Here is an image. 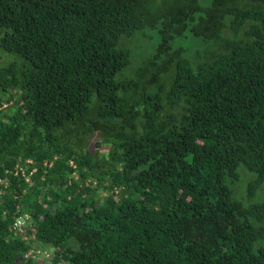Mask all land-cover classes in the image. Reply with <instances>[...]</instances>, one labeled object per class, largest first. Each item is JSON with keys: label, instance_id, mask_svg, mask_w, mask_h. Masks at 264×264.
Here are the masks:
<instances>
[{"label": "trees", "instance_id": "16d2710c", "mask_svg": "<svg viewBox=\"0 0 264 264\" xmlns=\"http://www.w3.org/2000/svg\"><path fill=\"white\" fill-rule=\"evenodd\" d=\"M0 52V264H264V0H0Z\"/></svg>", "mask_w": 264, "mask_h": 264}, {"label": "rangeland", "instance_id": "374dc122", "mask_svg": "<svg viewBox=\"0 0 264 264\" xmlns=\"http://www.w3.org/2000/svg\"><path fill=\"white\" fill-rule=\"evenodd\" d=\"M139 44L137 46V48L135 49V45L131 46L130 49L132 50V54H134L135 56L140 54L139 56H147L149 50L151 49L153 42L151 41V39L149 37H144L143 35H141L140 38H138ZM1 54H3V56L0 54V65L4 66L6 65L9 60H14L15 57L13 55H9V54H5L0 52ZM143 57V59L145 58ZM98 141L97 135H94V137H92L89 142L88 145L91 147L92 150H96L98 152V156H106L107 155V151H108V147L107 146H99V148L96 149V142ZM244 169H239V175H240V179L242 181V171ZM247 179V177H246ZM240 181V183H241ZM237 184L239 183H234V185H231V187H235ZM247 189V185L245 186L244 190H243V196H242V202L248 206V205H252L255 203H259V202H263L264 201V193H262L261 188H259L257 191H255V193H253L250 196H247L246 194V190Z\"/></svg>", "mask_w": 264, "mask_h": 264}, {"label": "built area", "instance_id": "2783aa9c", "mask_svg": "<svg viewBox=\"0 0 264 264\" xmlns=\"http://www.w3.org/2000/svg\"><path fill=\"white\" fill-rule=\"evenodd\" d=\"M28 164H29V165L32 164V161H31V160L28 161ZM69 164H70V166H72V167L74 168V165H73L72 161H69ZM35 171H36V169L33 168V169L28 173V176L32 175ZM14 174H15V175L20 174V175H22L23 177H25V181H26V182L29 181V178H28V176H27L26 173H25V169H23V168H21V167H16V169H15V173H14ZM28 220H29V215H24V216H22V217H20V218H17V219L15 220V222L13 223V229L21 230V228L24 227V226L26 225V223H27ZM36 259L38 260L39 257H37Z\"/></svg>", "mask_w": 264, "mask_h": 264}, {"label": "clouds", "instance_id": "9594fccd", "mask_svg": "<svg viewBox=\"0 0 264 264\" xmlns=\"http://www.w3.org/2000/svg\"><path fill=\"white\" fill-rule=\"evenodd\" d=\"M7 107V105L5 104V105H3V108H6ZM31 165V164H30ZM33 169V168H32ZM31 169V170H32ZM25 179V178H24ZM42 255H43V253H42ZM39 258H40V256H39Z\"/></svg>", "mask_w": 264, "mask_h": 264}]
</instances>
